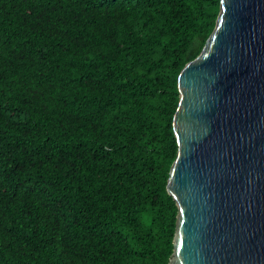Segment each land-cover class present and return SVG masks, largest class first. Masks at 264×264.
<instances>
[{
    "label": "trees",
    "instance_id": "obj_1",
    "mask_svg": "<svg viewBox=\"0 0 264 264\" xmlns=\"http://www.w3.org/2000/svg\"><path fill=\"white\" fill-rule=\"evenodd\" d=\"M220 0H0V264H168L178 77Z\"/></svg>",
    "mask_w": 264,
    "mask_h": 264
},
{
    "label": "water",
    "instance_id": "obj_2",
    "mask_svg": "<svg viewBox=\"0 0 264 264\" xmlns=\"http://www.w3.org/2000/svg\"><path fill=\"white\" fill-rule=\"evenodd\" d=\"M178 91L168 264H264V0H220Z\"/></svg>",
    "mask_w": 264,
    "mask_h": 264
}]
</instances>
